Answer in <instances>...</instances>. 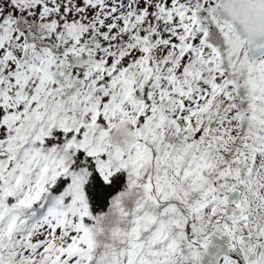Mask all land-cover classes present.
Instances as JSON below:
<instances>
[{
	"label": "snow or ice",
	"instance_id": "obj_1",
	"mask_svg": "<svg viewBox=\"0 0 264 264\" xmlns=\"http://www.w3.org/2000/svg\"><path fill=\"white\" fill-rule=\"evenodd\" d=\"M0 264H264V0H0Z\"/></svg>",
	"mask_w": 264,
	"mask_h": 264
}]
</instances>
